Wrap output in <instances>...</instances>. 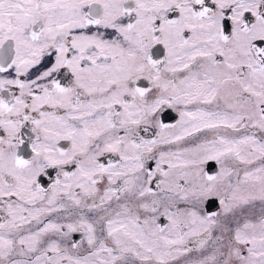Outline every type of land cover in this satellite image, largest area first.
<instances>
[{
  "label": "snow or ice",
  "instance_id": "obj_1",
  "mask_svg": "<svg viewBox=\"0 0 264 264\" xmlns=\"http://www.w3.org/2000/svg\"><path fill=\"white\" fill-rule=\"evenodd\" d=\"M0 264H264V0H0Z\"/></svg>",
  "mask_w": 264,
  "mask_h": 264
}]
</instances>
